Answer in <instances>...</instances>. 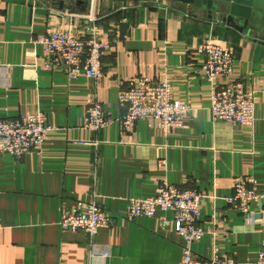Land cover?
<instances>
[{
	"label": "crops",
	"instance_id": "obj_1",
	"mask_svg": "<svg viewBox=\"0 0 264 264\" xmlns=\"http://www.w3.org/2000/svg\"><path fill=\"white\" fill-rule=\"evenodd\" d=\"M95 13L99 33L110 40L103 76L69 79L46 64L36 41L53 30L81 35ZM208 39L233 50L230 76L255 96L254 121H213V85L197 46ZM168 78L174 97L190 106L180 127L164 130L139 119L131 132L118 122V94L126 80ZM95 96L107 124L84 127ZM43 112L49 126L38 151L0 154V264H177L182 238L170 211L128 218L129 198L153 196L163 180L202 192V237L191 248L200 257L232 256L251 264L264 242V199L251 202V220L226 202L233 180L253 178L264 195V32L240 26L227 13L172 0H0V118ZM96 141L95 144H93ZM77 200H94L110 218L92 238L62 230L59 219ZM160 217L169 220L161 226ZM106 257L102 256L104 251Z\"/></svg>",
	"mask_w": 264,
	"mask_h": 264
},
{
	"label": "built area",
	"instance_id": "obj_2",
	"mask_svg": "<svg viewBox=\"0 0 264 264\" xmlns=\"http://www.w3.org/2000/svg\"><path fill=\"white\" fill-rule=\"evenodd\" d=\"M88 26L81 35L53 30L38 36L36 41L43 45L46 64L61 68L69 79L85 76L98 80L103 76L102 57L110 46L108 37L99 33L95 13L87 16ZM204 55L201 69L213 85L208 108L210 119L231 125H249L254 121V92L247 90L240 80L228 84H216L218 76H230L233 67V50L224 44L208 39L197 46ZM118 102L124 108L118 118L124 132H131L139 119L154 122L157 127L168 130L180 127L190 106L177 100L172 94L168 78L153 80L137 75L126 80V88L118 94ZM107 124L102 105L95 96L90 100L84 118V127L98 132ZM49 126L41 111L20 117L0 118V154L8 153L21 157L30 150L38 151L47 138ZM96 141L93 143L95 144ZM253 178H234L232 194L226 202L235 206L241 214L251 220V202L262 201L264 195L253 188ZM202 192L161 181L153 196L129 198L127 217H154L158 211H170L175 232L182 238V256L177 264H236L232 256H220L214 248L211 256L200 257L191 248L204 231L198 223L199 203ZM161 226L169 220L160 217ZM62 230H83L89 237L97 234L100 227L108 226L106 216L94 200H77L69 212H62L59 219ZM264 223V216H263ZM107 250L102 253L103 257ZM93 264V263H90ZM251 264H264V242Z\"/></svg>",
	"mask_w": 264,
	"mask_h": 264
},
{
	"label": "water",
	"instance_id": "obj_3",
	"mask_svg": "<svg viewBox=\"0 0 264 264\" xmlns=\"http://www.w3.org/2000/svg\"><path fill=\"white\" fill-rule=\"evenodd\" d=\"M59 7L65 0H56ZM84 2L85 0H76ZM121 2L123 8L128 1L137 0H113ZM157 1V0H152ZM183 5H192L208 11L227 13L238 25L248 26L264 32V0H172Z\"/></svg>",
	"mask_w": 264,
	"mask_h": 264
}]
</instances>
